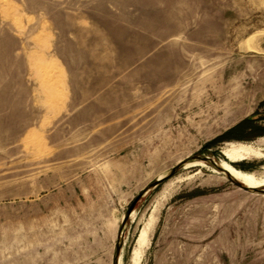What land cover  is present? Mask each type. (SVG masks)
<instances>
[{"label": "rangeland", "instance_id": "obj_1", "mask_svg": "<svg viewBox=\"0 0 264 264\" xmlns=\"http://www.w3.org/2000/svg\"><path fill=\"white\" fill-rule=\"evenodd\" d=\"M248 118L264 128V0H0V264H113L118 241L130 264L153 208L139 264H264V186L169 178L219 165ZM233 165L264 180V157Z\"/></svg>", "mask_w": 264, "mask_h": 264}, {"label": "bare ground", "instance_id": "obj_2", "mask_svg": "<svg viewBox=\"0 0 264 264\" xmlns=\"http://www.w3.org/2000/svg\"><path fill=\"white\" fill-rule=\"evenodd\" d=\"M45 58L43 55H38L36 62H34L33 64V68L35 69L33 70L37 71L38 78L42 83L41 88L44 90L46 95H48L49 97L48 100H50L51 104H54L58 101L59 96H61L60 91L62 90H60V88H62L61 86L63 84L62 69L60 68L61 66H58L55 62L47 61ZM260 145L264 147L263 142H260ZM224 146L225 147L222 149V155L224 158L223 160L220 161L221 167L225 169L233 179L237 180L238 182H240L241 184H243L248 188L257 189L264 186V180L257 179L254 173L249 171L248 172L243 171L241 169L236 168L235 167L236 165L235 166L233 165V164L243 163L244 161L252 157L263 158L264 154L262 153L261 149L254 147L253 144L243 143V142H239V143L230 142V143H226ZM196 167L206 168L207 165L204 164L203 162H192L186 164V166L183 167V169L184 168L192 169ZM213 172L216 171L213 169ZM154 213H155V208L151 210L149 216L146 219V222L144 223L143 226H141L138 232V235L134 243V248L131 252L130 264H139L141 254L147 249L149 245V236L154 224Z\"/></svg>", "mask_w": 264, "mask_h": 264}, {"label": "water", "instance_id": "obj_3", "mask_svg": "<svg viewBox=\"0 0 264 264\" xmlns=\"http://www.w3.org/2000/svg\"><path fill=\"white\" fill-rule=\"evenodd\" d=\"M193 161H194V162H203L204 164H206V163L210 164V165L213 166L216 170H218V171H220L221 173L225 174L226 177H227L228 179H230V180H232V181L234 180L233 183H234L236 186L241 187V188L244 189L245 191H248V190L256 191V190H257V189H254V188H248V187H246V186H245V187H242L241 184H240L237 180L233 179V178L230 176V174H229L225 169H223V168L221 167L220 164L218 165V164L215 162V160H214L211 156H203V157H201V156H198V155H194V156H192V157L187 158L185 161L180 162L176 167H174V168L171 170L170 175H169V178L175 175V173L179 170V168L182 166V164H183L184 162H186V163L188 164V163H192ZM166 178H167V177H163V178H159V179H157L154 183L150 184V185H149V186H148V187H147V188H146V189H145V190H144V191H143V192H142V193H141V194H140L135 200H134V202L131 204L130 208L128 209V211H127V213H126L125 218L123 219V221H122V223H121V225H120V227H119V232H118V237H119V238L122 236L123 230H124V228H125V224H126L127 220L129 219V216H130V214L132 213L135 204L139 201V199L142 197V195L145 194V193H146L147 191H149L150 189L157 187V186H158L159 184H161ZM259 192L264 193L263 190H259ZM118 255H119V241H118V245H117V247H116V253H115V258H114V263H113V264H117V257H118Z\"/></svg>", "mask_w": 264, "mask_h": 264}, {"label": "trees", "instance_id": "obj_4", "mask_svg": "<svg viewBox=\"0 0 264 264\" xmlns=\"http://www.w3.org/2000/svg\"><path fill=\"white\" fill-rule=\"evenodd\" d=\"M255 124L256 122L253 118L245 119L234 128L224 133L217 140H221L222 142H248L254 140L255 138L264 136V128H259ZM257 131L259 132L257 133ZM205 150L208 151L209 147H206ZM206 151H203V153ZM218 154L219 152L212 153V155Z\"/></svg>", "mask_w": 264, "mask_h": 264}]
</instances>
